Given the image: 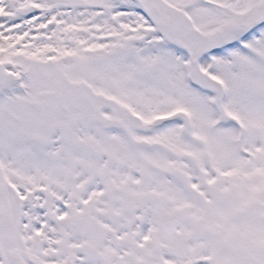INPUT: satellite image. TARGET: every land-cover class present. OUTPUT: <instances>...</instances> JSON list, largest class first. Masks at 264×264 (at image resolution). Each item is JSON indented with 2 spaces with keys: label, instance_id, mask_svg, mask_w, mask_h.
<instances>
[{
  "label": "snow or ice",
  "instance_id": "1",
  "mask_svg": "<svg viewBox=\"0 0 264 264\" xmlns=\"http://www.w3.org/2000/svg\"><path fill=\"white\" fill-rule=\"evenodd\" d=\"M0 264H264V0H0Z\"/></svg>",
  "mask_w": 264,
  "mask_h": 264
}]
</instances>
